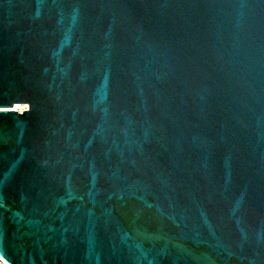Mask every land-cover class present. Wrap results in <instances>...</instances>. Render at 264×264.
<instances>
[{
  "label": "water",
  "instance_id": "95a60500",
  "mask_svg": "<svg viewBox=\"0 0 264 264\" xmlns=\"http://www.w3.org/2000/svg\"><path fill=\"white\" fill-rule=\"evenodd\" d=\"M0 258L264 264V0H0Z\"/></svg>",
  "mask_w": 264,
  "mask_h": 264
},
{
  "label": "bare ground",
  "instance_id": "6f19581e",
  "mask_svg": "<svg viewBox=\"0 0 264 264\" xmlns=\"http://www.w3.org/2000/svg\"><path fill=\"white\" fill-rule=\"evenodd\" d=\"M0 264H7L0 258Z\"/></svg>",
  "mask_w": 264,
  "mask_h": 264
}]
</instances>
